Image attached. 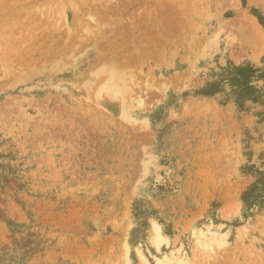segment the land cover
Here are the masks:
<instances>
[{"label": "rangeland", "instance_id": "obj_1", "mask_svg": "<svg viewBox=\"0 0 264 264\" xmlns=\"http://www.w3.org/2000/svg\"><path fill=\"white\" fill-rule=\"evenodd\" d=\"M33 1L0 0V264H264V106L206 94L264 72V0H94L80 45Z\"/></svg>", "mask_w": 264, "mask_h": 264}, {"label": "trees", "instance_id": "obj_2", "mask_svg": "<svg viewBox=\"0 0 264 264\" xmlns=\"http://www.w3.org/2000/svg\"><path fill=\"white\" fill-rule=\"evenodd\" d=\"M260 23L261 19L258 18ZM220 79L212 87H209L206 94L214 95L218 92H225L229 100H232L239 109H244L247 102L253 104H262L264 106V91L263 87H259V81L264 83V72L261 69L255 68L250 63H245L235 66L231 62L225 68H222ZM264 120V114L262 115ZM253 185L250 190L244 193L243 200L254 190Z\"/></svg>", "mask_w": 264, "mask_h": 264}, {"label": "bare ground", "instance_id": "obj_3", "mask_svg": "<svg viewBox=\"0 0 264 264\" xmlns=\"http://www.w3.org/2000/svg\"><path fill=\"white\" fill-rule=\"evenodd\" d=\"M41 1H42V4H41ZM80 0H68V3H66V4H68V7H70V9H71V11L73 12V15H74V17L76 18V20H77V22H75V23H78V25L79 26H81V28H79V32H77V34H76V36L75 37H73L74 39H76L75 41H77L78 42V40L79 39H82V37L84 36V39L86 38V35H88V34H90V32H91V30H90V28H91V26L89 25V23L88 22H86V21H84V18H87L88 19V21L91 23V21L93 22V23H97V22H94L93 21V17H92V15H91V11H93V7H95L93 4H95L96 5V2H98L97 0H96V2L94 1V0H91V1H94V2H90V0H89V2L87 3V1L86 0H84L83 2H82V0L80 1V4L78 3ZM39 2V1H38ZM38 2H36V1H33L32 3H31V9L32 10H34V11H38L39 13V15L41 16V15H43L42 13H44L45 12V10H46V13H44V14H47V11L50 13V12H52V10H54V13H56L57 15H59L60 17H62V21H63V25H65L66 24V22L65 21H67V20H65L66 19V17H67V13H66V15H64V0H40V4H38ZM93 3V4H92ZM65 4V5H66ZM40 5V6H39ZM51 6L53 7V9L51 10ZM97 6H98V4H97ZM96 6V7H97ZM99 7V6H98ZM31 10V11H32ZM98 10V9H97ZM30 11V12H31ZM69 14V13H68ZM40 16L38 17V19L40 18ZM47 15H44V17H46ZM51 16V15H50ZM50 16H49V18H50ZM94 16V15H93ZM74 18V19H75ZM59 20H57V22H58ZM75 21V20H74ZM68 22V21H67ZM59 23V22H58ZM62 23V22H61ZM65 23V24H64ZM92 23V24H93ZM62 25V26H63ZM68 25V24H67ZM93 26V25H92ZM69 31V30H68ZM83 39V40H84ZM78 44H79V42H78ZM81 44V43H80ZM79 44V45H80ZM77 46V45H76ZM40 47V46H39ZM30 52H33V51H30ZM36 53V52H35ZM34 53V54H35ZM26 55V54H25ZM27 55H29V61L31 60V57H32V54L31 53H27ZM22 59V58H21ZM102 60H104V59H102ZM33 61V60H32ZM35 61V60H34ZM33 61V62H34ZM3 64V63H2ZM48 64V63H47ZM26 63H23V61H20L18 64H17V66H15L16 67V70L14 69L13 71H15V73H11V76L12 75H14V76H19L18 74H21L22 75V72H23V68H25L26 67ZM33 66V65H32ZM58 66V65H57ZM108 66V65H107ZM29 67V66H28ZM28 67H26V68H28ZM101 67H103V66H101ZM100 67V68H101ZM104 67H105V65H104ZM5 69V68H4ZM95 69V68H94ZM104 69V68H103ZM109 69H110V66H109ZM112 69V68H111ZM26 70V69H25ZM7 71V70H6ZM106 71V70H105ZM113 72H114V69L112 70ZM101 72V71H100ZM108 72H110L109 70H108ZM25 73V72H24ZM6 74V73H5ZM109 74V73H108ZM115 75H116V73H115ZM5 76H7V75H5ZM114 75H112L111 76V78H112V82H114L115 80H113V78L115 79V77H113ZM4 78V77H3ZM5 80V79H4ZM108 80V79H107ZM106 81V80H105ZM117 81V80H116ZM111 82V83H112ZM123 82H125V81H123ZM107 84V83H106ZM113 84V83H112ZM110 85V88H112L111 87V84H109ZM108 84H107V86H109ZM115 86V85H114ZM114 86H113V88H114ZM120 86V85H119ZM106 88V87H105ZM120 88H121V86H120ZM106 91V90H105ZM116 91V90H115ZM110 93H111V91H109ZM108 92V93H109ZM113 92H114V90H113ZM108 95V94H107ZM117 95V94H116ZM108 97H109V95H108ZM115 97V96H114ZM122 100V99H121ZM125 101V100H124ZM121 102H123V101H121ZM140 105V104H139ZM123 107H124V105H123ZM124 113L125 114H127L128 115V113L126 112V109L124 108ZM153 231H154V241H153V243H154V245L157 247V248H159V246H160V243L163 241V237H162V235H161V232H160V230H159V228L156 226V225H154V227H153ZM143 260V264H146V262H145V260L144 259H142ZM156 264H162L160 261H157V263Z\"/></svg>", "mask_w": 264, "mask_h": 264}]
</instances>
